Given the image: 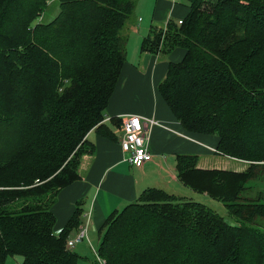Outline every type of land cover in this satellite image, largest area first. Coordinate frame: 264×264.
I'll return each instance as SVG.
<instances>
[{
	"label": "trees",
	"instance_id": "obj_1",
	"mask_svg": "<svg viewBox=\"0 0 264 264\" xmlns=\"http://www.w3.org/2000/svg\"><path fill=\"white\" fill-rule=\"evenodd\" d=\"M137 1L0 0V264L14 256L76 264L65 240L79 211L55 234L50 208L92 152L90 130L113 139L103 112ZM178 2L180 24L150 28L139 51L183 52L167 62L158 95L186 134L214 136L215 153L245 165L202 170L195 155L175 157L178 182L220 203L232 223L149 188L106 217L96 256L102 264H264V0Z\"/></svg>",
	"mask_w": 264,
	"mask_h": 264
},
{
	"label": "crops",
	"instance_id": "obj_2",
	"mask_svg": "<svg viewBox=\"0 0 264 264\" xmlns=\"http://www.w3.org/2000/svg\"><path fill=\"white\" fill-rule=\"evenodd\" d=\"M154 1L155 6L159 2L165 5L163 8L166 7L167 10L163 18L169 13L171 15L169 21L181 20L185 15L184 7L185 12L174 16L173 19L174 13L181 8L179 3L171 5L163 0ZM168 20L163 21L162 25ZM138 21V18L134 20L126 31L125 61L103 112V124L112 133L113 139L99 135L95 129L90 130L86 138L92 144V152L80 157L76 171L77 180L58 191L50 208L55 220V234L77 208L79 223L67 238L73 237L79 228L85 226L89 245L99 242L100 229L106 217L136 201L138 195L145 189H160L176 196L204 201L206 197L204 194H196L178 182L175 170V157L178 155H195L197 169L239 171L238 160L214 152L216 143L214 136L186 134L174 119L158 95L157 86L163 80L167 62H178L183 52L177 48L166 54L140 52L139 41L148 35L150 28L159 26L151 22L147 29L140 27L142 33H139ZM133 33H136V46L132 43L129 48L128 38ZM121 115L152 119L160 125L150 128L146 147L151 158L141 167L130 166L125 160L126 153L120 149V122L112 120ZM195 195L198 197H194ZM81 242L84 241L78 243Z\"/></svg>",
	"mask_w": 264,
	"mask_h": 264
},
{
	"label": "rangeland",
	"instance_id": "obj_3",
	"mask_svg": "<svg viewBox=\"0 0 264 264\" xmlns=\"http://www.w3.org/2000/svg\"><path fill=\"white\" fill-rule=\"evenodd\" d=\"M179 5L181 6V8L177 9L176 13H174L173 19H174V16L176 17L178 15H182L183 12H185V8L181 4ZM164 6L165 5L162 2H159V4L155 6L154 0H140L138 7H137V2H136V5L133 9V12L130 18L131 20L130 25L132 24L134 20L138 18L139 19V21L137 22L138 28L137 27L136 28L138 29L139 33H142V31L140 32L139 30L140 27H145L147 29L151 22L159 26L156 29H160V28L163 29V27L165 26V24L162 25L163 21H166L171 17V15L167 13L165 18H163L167 10L166 7L163 8ZM55 12H56V3L53 2L43 12L41 16L42 22H48L49 20H51ZM135 35L136 33H133V35L128 38L127 46H129V48L131 47L132 43H135L137 41ZM140 42L141 40L139 41V44ZM135 46H136V43H135ZM244 168H245V165L241 162H238V170L241 171ZM258 189H259V186H258ZM194 197H198V196L195 195ZM193 200L199 201L197 198H194ZM203 200L204 201H199V202L211 208L214 212H216L219 216H221L226 222L232 223V220L228 219L226 212L220 203L214 200H211L207 197H205ZM83 241L84 242L78 243V245H74L72 249V251L77 256L76 264H98V257L96 256V251L99 246L98 243L95 244V242H93V243H90L89 245L85 239ZM19 261H20V257L18 256L8 257L5 260L4 264H18Z\"/></svg>",
	"mask_w": 264,
	"mask_h": 264
},
{
	"label": "built area",
	"instance_id": "obj_4",
	"mask_svg": "<svg viewBox=\"0 0 264 264\" xmlns=\"http://www.w3.org/2000/svg\"><path fill=\"white\" fill-rule=\"evenodd\" d=\"M163 1L173 5L177 4L179 0ZM176 23L180 24V20H177ZM117 119L120 122L119 146L121 151L126 153L125 160L132 167H141L143 163L149 161L151 158L146 147L150 128L152 126L160 125L158 122L152 119H147L136 115H121ZM88 218L89 214L86 215V221H88ZM84 239L87 241L85 226L79 228L73 237L66 238L65 247L68 249H73L76 243ZM102 263L103 262L98 259V264Z\"/></svg>",
	"mask_w": 264,
	"mask_h": 264
}]
</instances>
